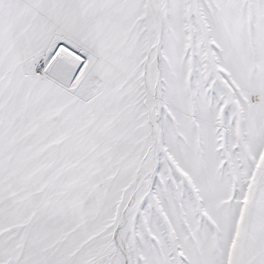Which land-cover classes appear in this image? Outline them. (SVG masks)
I'll return each mask as SVG.
<instances>
[{"label": "snow or ice", "instance_id": "obj_1", "mask_svg": "<svg viewBox=\"0 0 264 264\" xmlns=\"http://www.w3.org/2000/svg\"><path fill=\"white\" fill-rule=\"evenodd\" d=\"M0 264H264V0H0Z\"/></svg>", "mask_w": 264, "mask_h": 264}]
</instances>
